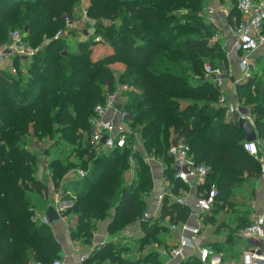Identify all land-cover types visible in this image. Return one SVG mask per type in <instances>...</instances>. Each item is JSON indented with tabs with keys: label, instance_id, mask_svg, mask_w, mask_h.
<instances>
[{
	"label": "trees",
	"instance_id": "trees-1",
	"mask_svg": "<svg viewBox=\"0 0 264 264\" xmlns=\"http://www.w3.org/2000/svg\"><path fill=\"white\" fill-rule=\"evenodd\" d=\"M81 2L0 0V48L18 30L29 46L38 49L25 73L0 74V264H51L61 258V245L51 226L35 220L33 196L48 187V180L36 176L42 155L49 156L56 184L74 169L87 171L83 178L73 175L65 190L74 194L66 196L73 200L66 214L77 220L71 236L89 245L99 223L112 212L110 232L143 220L155 184L147 154L165 164L164 174L174 184V192L186 189L175 177L168 154L170 145L179 140L191 147L197 163L209 168L200 191L215 186L219 192L204 218L209 236L229 231L224 241L208 238L203 245L228 254L226 242L237 241V233L251 223L252 212L230 197L236 194L235 186L261 178L262 169L244 147L245 134L237 117H226L225 105L219 104L221 89L204 78L205 59H213L214 65L226 60L215 41L220 29L198 14L204 8L201 0H90L86 11L94 21L93 32L71 49L68 34L78 36L74 28L67 29V20L77 18ZM241 19L237 9L233 24ZM60 31L67 35L56 38ZM99 36L111 50L95 56L91 47ZM15 64L21 69L19 59ZM116 64L124 70L116 71ZM122 85L132 87L118 102L134 129L131 142L121 149L97 152L84 138L90 131L89 119L95 107ZM262 88L254 80L237 86L238 99L247 101L250 108L242 107L252 114L258 140L264 142ZM134 133L139 134L142 149H134ZM29 137L39 143L37 152L26 145ZM48 141L51 150L43 146ZM62 142L67 145L61 146ZM58 148L65 155L55 153ZM132 169L134 176L128 181L126 174ZM223 213L226 219L220 221ZM190 216L191 208L166 197L159 217L142 221L145 236L140 246L159 241L161 232L188 222ZM118 247L112 242L96 246L87 262L132 263ZM141 260L159 264L156 253ZM183 264L204 263L196 253Z\"/></svg>",
	"mask_w": 264,
	"mask_h": 264
},
{
	"label": "built area",
	"instance_id": "built-area-1",
	"mask_svg": "<svg viewBox=\"0 0 264 264\" xmlns=\"http://www.w3.org/2000/svg\"><path fill=\"white\" fill-rule=\"evenodd\" d=\"M238 11L242 15L241 21L233 28L234 44L233 48L239 51L241 75L237 78V84L243 82V79L250 77L252 68L251 59L253 55L264 48V0H239L237 5ZM83 15L78 20H67V29H71L76 24L85 23L90 20L86 10H83ZM89 35V33H86ZM67 35V32L60 31L55 36L56 38ZM70 36V34H68ZM11 42L0 48V61L8 60L11 56H25L34 57L38 49L32 48L25 41V34L21 31L15 30L10 35ZM88 39V37H87ZM13 74H17V70L13 68ZM205 74L213 78L216 84L223 93L219 98V104L225 105L226 115L228 118L232 116L243 117L251 124L253 123L252 114L243 108L237 101H229L227 96L222 91L224 82L226 81L225 71L219 67L211 65L204 66ZM132 90L128 85L120 86L116 92L108 94L106 100L102 104L95 107L93 115L89 119L90 131L84 133V138L88 139L91 145L97 152H110L114 149L124 148L131 142L133 130L130 126L128 113L118 106V102L123 99V93ZM228 101V102H227ZM245 110V112H244ZM136 138L132 142L134 149L139 150L143 148L140 136L134 133ZM131 144V143H130ZM48 150L50 145H43ZM40 147V145H35ZM244 147L250 155L257 158L261 163L262 177L264 178V152L259 147L257 142H246ZM28 148L33 151L32 147ZM36 150V149H35ZM168 154L171 157V168L174 171L175 177L183 183H193L194 193V207L200 214L199 224L192 225L189 222H182L170 225L173 231L181 230L184 234H180L177 239V244L173 247H164V254L175 260V264H183L185 250L187 248L197 249L201 262L204 264H223V254L215 252L211 247L199 246L198 239L204 230V218L212 211L218 197V189L214 186L209 191H200L207 183L209 168L203 163H197L191 151V147L183 140H179L170 145ZM154 158L151 155L145 156V161L149 164L150 160ZM44 166L48 168V187L43 192L47 199H52V205L55 207L58 214H64L68 208L73 205L72 199H67V195H74L72 191L65 190L66 184L69 183L61 181L56 184L51 176V169L49 165L50 159L46 156H41ZM133 172L134 176V171ZM74 178H83L87 171L82 168L73 170ZM133 178V177H132ZM65 179V178H64ZM67 180V179H65ZM173 185L162 187L160 191H154V201L158 204H163L164 199L168 197L172 203L181 206H189V198L187 195H178L172 189ZM154 190V188H153ZM152 190V191H153ZM69 200L71 203L68 204ZM202 214V215H201ZM143 219L149 220L148 212L146 211ZM42 223L49 224L46 215L42 217H35ZM188 233V234H186ZM239 239H247L258 242L257 245L247 249L243 253V264H264V212L252 214L251 223L237 233ZM147 252V251H146ZM51 264H66L63 260L57 259Z\"/></svg>",
	"mask_w": 264,
	"mask_h": 264
},
{
	"label": "crops",
	"instance_id": "crops-1",
	"mask_svg": "<svg viewBox=\"0 0 264 264\" xmlns=\"http://www.w3.org/2000/svg\"><path fill=\"white\" fill-rule=\"evenodd\" d=\"M87 2V1H86ZM217 4V3H216ZM220 4H217V8H215L214 10L209 9L208 10V14H206V21L210 20L214 25H216L219 29H220V34L217 36V38H215V41H218V43L221 45L222 49H225V44H227V47L229 45L234 44V37H233V28L231 27V24H229V21H227V17H223V7L219 6ZM79 9L81 8V3L79 4ZM79 12V11H78ZM214 13H216V15H214ZM220 16H222V18H220ZM235 20V17L233 18V22ZM232 22V23H233ZM236 24H233V27H235ZM82 29V27H74V29L78 30L80 32L78 36L79 39H85V37H83V35L81 34L80 29ZM228 28V29H226ZM222 30V31H221ZM87 31H84V35H86ZM90 33V32H89ZM73 35V34H72ZM87 37L89 35H86ZM69 38V42L71 41V39L73 37L70 38V36H68ZM231 41V44H230ZM11 42V40H10ZM9 42V43H10ZM226 50V49H225ZM257 53H262V55L264 56V48L261 49L260 51H257L253 57L256 56ZM232 56V55H231ZM262 56V57H263ZM230 57V55H229ZM240 58H241V54L239 51H234V56L232 58L233 64L236 66L237 70H238V74H241V69H240ZM264 58V57H263ZM262 58V59H263ZM19 59L20 60V67L21 69H19L16 64L15 61ZM30 62V58L29 57H23V56H11L9 57L8 60L5 61H0V74L4 73V71L9 72L11 75L16 76L17 74H13V68H15L16 70H20L23 73L26 72L28 65H26L27 62ZM29 64V63H28ZM18 73V72H17ZM226 81L224 82V88L222 87V91L224 92V94L227 96V99L231 102L233 101H237L238 100V89L237 86L238 84L235 83V88L232 91L228 90L227 84L225 85ZM226 86V87H225ZM237 98V100H235ZM230 119V118H229ZM237 121H238V117H237ZM254 118H253V123L255 126V122H254ZM49 144H52L51 141H48ZM46 142V144H48ZM258 145L261 146L260 148L262 149V151L264 152V142L263 141H257ZM52 145L49 146L48 150L52 149L51 148ZM59 151V150H58ZM55 153H59L58 155H60V152L54 151ZM47 160L49 158L46 157ZM149 165L151 166L152 172H153V176H154V180H155V184H154V190L151 192V194L147 197V203H148V217L152 218V219H157L159 217V212L161 210L162 205L158 204L154 201L153 197H154V191H160V189H162V187H167V186H171L174 184L165 176L164 174V170H165V164H163V162L159 159V158H152L150 160ZM50 166V165H48ZM48 168L47 166H44L43 161H41L40 163V167H39V171L37 172L36 176L37 179L39 178H44L46 180H48V174L47 171ZM133 170V169H132ZM74 175V172L72 171L71 173H69L68 175L65 176V179H63V182H66L68 180H73L72 176ZM128 175L131 176L132 180L133 178V172L129 171L126 174V177L128 178ZM46 183L48 184V181H46ZM253 184H255L254 189L253 186L250 185L251 188V199L248 202V206L252 209L251 212V216L252 214H256V213H263L264 212V178L261 176V178L257 179L255 182H252ZM186 185V189H179L177 193L178 195H187L188 196V200H189V208H191V216L189 218V223L192 225H197L199 224V216L200 214L195 210L194 207V193H195V189L193 186V183H184ZM67 185V184H66ZM246 185V184H244ZM243 185V186H244ZM252 186V187H251ZM40 197H44V199L48 200L43 194H34ZM50 201V205H52V199H49ZM65 201H68V204H70L71 202L67 199H65ZM35 202V211H36V217H42L44 215H46V211L42 210V208L39 207V205H37L36 200L34 199ZM172 203V202H171ZM145 214V213H144ZM202 215V214H201ZM60 219L55 222L54 224H49L51 226L52 232L55 236V238L58 240V242L61 245V255H60V259L63 260L66 264H91L87 262V259L90 257L91 253L93 252V250L96 248V246H100V245H104L107 243H114V244H118L119 245V249L121 251V255L122 256H127L133 259V262L130 264H149L147 262L142 261V258H145L147 256H149L151 253H156L157 254V261L159 262V264H175V260L171 259L169 256H167L166 254H164V247H173L177 244V239L178 236L180 234H184L185 232L178 230L173 231L171 228H169L168 232H161L158 236V240L159 241H155L154 243H151L147 246L141 247L140 246V240L145 236V232L142 228V221L144 220H137L135 223H132L131 225L127 226L126 228L118 231V232H110L109 231V223L112 219L113 216V212L111 213V216L108 217L107 219L101 221L97 227V230L94 232V236L92 239L91 244L87 245L81 241H76L73 240L72 236H71V232L72 230L76 227V217L70 216L68 214H66V212H64V214H60ZM204 221V220H203ZM59 226V227H58ZM170 227V226H169ZM209 231H207L206 227H204V230L202 231L201 236L198 239V245L199 246H205L203 245L207 239L209 238ZM188 234V233H186ZM213 239H220L223 240L225 239V234L219 233L216 235H211ZM244 240V241H242ZM264 243V241H263ZM258 242L256 241H250L247 239H239L237 237V241L231 243H227L225 244L226 248L229 250L231 248L234 247V245L237 246V262H239V264H243V253L257 245ZM233 246V247H232ZM206 247V246H205ZM147 251V252H146ZM198 254L199 252L197 249H190L187 248L185 250V255H184V259L182 261V263L185 262L186 259H188L189 257H191L193 254ZM130 254V255H129ZM229 254V253H228ZM228 254H223V264H234V260H236L233 257H230ZM92 264H109V260H105L103 262H98V263H92Z\"/></svg>",
	"mask_w": 264,
	"mask_h": 264
},
{
	"label": "rangeland",
	"instance_id": "rangeland-1",
	"mask_svg": "<svg viewBox=\"0 0 264 264\" xmlns=\"http://www.w3.org/2000/svg\"><path fill=\"white\" fill-rule=\"evenodd\" d=\"M238 1L239 0H205V1L201 0L200 7L203 5L204 8L201 7L202 9L200 10V12L198 11V14H200L206 20V17H207L206 14H208V10L209 9L214 10L215 8L218 7L217 4H220L219 6H222L223 9H224L223 10V17H227V21H229V24H231V27L234 28L233 27V23H231V19L233 17H235V19H236V17H237ZM89 4H90V0H82L81 8H80L79 12L77 13V18L75 20L80 19V17L83 15V13H82L83 9L86 10L88 8ZM186 12H187L186 10H182L181 11V13H183V14H185ZM214 15H216V13H214ZM220 18H222V16H220ZM206 22L212 23L210 20H207ZM93 23H94V21L90 18V20L88 22L76 24L74 27H78V26L82 27V29L79 28L80 31H81V34L83 35V37H85V39H87L86 35H88V34L84 35L83 32L84 31H87L86 33L90 32L89 33V35H90L93 32V28H94ZM236 24H237V22H236ZM104 25L106 26V25H108V23L104 22ZM74 27H72V28H74ZM226 29H228V28H226ZM76 31H77V35H79L80 32L78 30H76ZM71 37H73V38L69 42L70 48L71 49H75L76 46H77V41L79 40V38L74 36V35H72V34H70V38ZM67 39L69 40V38H67ZM94 42L95 43L91 47V50H92V54L95 55V56L96 55H100L104 51L107 52V51L111 50L110 47L108 46L107 40H103V38L100 37V36L96 37ZM230 44H231V41H230ZM6 45L7 44H5L4 46H6ZM225 49L223 51H224L226 60H224L223 62H220L219 60H217L216 64L214 65L213 59H205L204 64H203V68L207 64V65H211L213 67H219V68L223 69L225 71L224 74L226 76L225 85L227 84L228 90L232 91L235 88V82H236L237 78H239L241 74L240 73L238 74V70H237L236 66L233 64V61H232V58L234 56V51H236V50L232 47V44L229 45L228 47H227V44H225ZM229 55H230V57H229ZM262 56H263L262 53H257L255 57H252V59H251L252 68H251V71H250V77H248L246 79H243V82H241V83H245V82H248V81H251V80H254V82L257 83V85H259L261 83L263 85L262 92L264 93V71H262V67H264V58H263L264 56L263 57ZM28 63H29V61L26 63V65H28ZM113 67H114V69L116 71L117 70L118 71L124 70V66H122L121 64H116ZM204 78L208 79L209 81H211V82L216 84L215 80H213V78H211V77H208L205 73H204ZM254 78H257V79H254ZM241 83H239V84H241ZM223 88H224V85H223ZM237 95H238V92H237ZM235 100H237V98ZM229 101H230V99H229ZM237 102L241 106H243V105L245 106L246 105V106L249 107V105L247 104L246 100L239 101V99H238ZM244 103H246V104H244ZM226 117H227V115H226ZM132 130H134V129L132 128ZM26 145L32 147L33 151L37 152V150H35L36 148L34 146H32V145H39V143H37V141L34 138L29 137L28 138V143ZM45 145H51V144L48 143V144H45ZM64 145H67V144L62 142L61 146H64ZM58 150H55V151L60 152L61 154L63 153V155H65V150H63V149L60 150L59 148H58ZM130 179H131V176L128 175L127 180L130 181ZM246 183H249V185H252V186L254 185L255 186V184H253L252 182H246ZM249 185L246 184L244 186L243 185L235 186L236 194H235L234 197H230V200H232L233 203L237 204L238 206H243L244 205L246 207H249L248 206V202L251 199V188H250ZM254 186H253V189H254ZM33 198L36 200L37 205H39V207L42 208V210H44V209L46 210L50 206L49 199L46 200V199H44V197H40V196H37V195H34ZM226 216L227 215H225L223 213V216H221L220 221L222 219H226ZM228 232H229L228 230L224 229L223 234H225V236H226ZM209 238H212V236H209ZM235 238H236L235 240H237V237H235ZM242 241H244V240H242ZM230 242L233 243L234 241H230ZM225 248H226V246H225ZM228 253H229L228 255L230 257L234 256L233 258L236 259V260H234L232 262H234V264H239V262H237V246L234 245L233 248L228 250ZM109 264H112L111 261H109Z\"/></svg>",
	"mask_w": 264,
	"mask_h": 264
},
{
	"label": "water",
	"instance_id": "water-1",
	"mask_svg": "<svg viewBox=\"0 0 264 264\" xmlns=\"http://www.w3.org/2000/svg\"><path fill=\"white\" fill-rule=\"evenodd\" d=\"M238 126L240 127L241 130H243L245 134L246 142H257L258 141V136L255 130V126L251 124L247 119L243 117H239ZM46 217L48 219L49 224H54L60 219V216L53 205H50L48 207L46 211Z\"/></svg>",
	"mask_w": 264,
	"mask_h": 264
}]
</instances>
